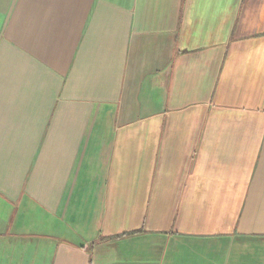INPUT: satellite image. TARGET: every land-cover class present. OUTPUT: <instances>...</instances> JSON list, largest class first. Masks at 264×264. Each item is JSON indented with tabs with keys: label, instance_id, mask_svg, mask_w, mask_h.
Here are the masks:
<instances>
[{
	"label": "crops",
	"instance_id": "crops-1",
	"mask_svg": "<svg viewBox=\"0 0 264 264\" xmlns=\"http://www.w3.org/2000/svg\"><path fill=\"white\" fill-rule=\"evenodd\" d=\"M0 264H264V0H0Z\"/></svg>",
	"mask_w": 264,
	"mask_h": 264
},
{
	"label": "trees",
	"instance_id": "trees-1",
	"mask_svg": "<svg viewBox=\"0 0 264 264\" xmlns=\"http://www.w3.org/2000/svg\"><path fill=\"white\" fill-rule=\"evenodd\" d=\"M133 232H135V231L129 232L128 234H132Z\"/></svg>",
	"mask_w": 264,
	"mask_h": 264
}]
</instances>
